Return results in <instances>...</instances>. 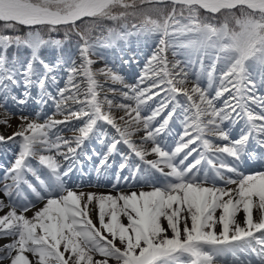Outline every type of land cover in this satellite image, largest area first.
I'll use <instances>...</instances> for the list:
<instances>
[{
    "label": "snow or ice",
    "instance_id": "snow-or-ice-1",
    "mask_svg": "<svg viewBox=\"0 0 264 264\" xmlns=\"http://www.w3.org/2000/svg\"><path fill=\"white\" fill-rule=\"evenodd\" d=\"M104 20L119 25L109 45L157 38L135 84L93 70L91 32ZM169 48L199 65L191 88V68L169 67ZM98 75L131 103L101 99ZM259 89L264 0H0V108L21 113L17 131L0 135L19 149L0 162V264H264V170L241 167L264 164ZM32 104H51L53 115L22 114ZM92 140L103 146L98 177L120 158L114 194L69 184L93 161L84 151Z\"/></svg>",
    "mask_w": 264,
    "mask_h": 264
},
{
    "label": "rangeland",
    "instance_id": "rangeland-1",
    "mask_svg": "<svg viewBox=\"0 0 264 264\" xmlns=\"http://www.w3.org/2000/svg\"><path fill=\"white\" fill-rule=\"evenodd\" d=\"M105 21H101L98 26L94 27L92 32H91V37L93 42L97 43V47L95 50V54L92 56V59L95 61L93 64V70L95 67V70L101 69V68H110L112 69L115 73L119 74L120 76L123 77V80L127 84H135L137 81L138 76L141 74V70L146 62V59L152 54L156 47V37H148V36H138L137 35H132L127 38V40L124 39H119L109 45L107 43L109 39V29H116L117 31L119 30V25L117 22H109L110 26L104 24ZM136 22H139L138 20ZM132 23V22H131ZM129 23V25L131 24ZM150 38V40L147 42V39ZM149 43V44H148ZM151 45L148 49V47ZM48 50H45V54H47ZM68 52H74L75 49H69L66 50ZM177 51V52H176ZM175 53V54H174ZM167 59L169 61V67H171L172 64H174L176 61H180V67L184 68L186 71L191 68L190 72V78L187 80L186 84L184 87L191 88L193 83L196 82V73L199 69V65H189V60L194 59L192 57L191 53L184 48H175V51H173V48H169L167 53H166ZM102 60V62H98V60ZM125 61H128L127 63ZM138 61V63H137ZM207 64V60L205 61ZM136 69L137 71H134ZM63 75V74H61ZM98 81L103 87V90L100 93V98L103 99L104 96H107L109 99H112L115 103L119 102H124V103H131L129 101H123L122 97L119 92L116 93H111L108 91L109 88H117L120 89L123 86L121 84H113L110 80L106 79L102 75L97 76ZM199 84L202 88H207L208 87V82L207 79L204 77H201L199 80ZM215 91V85L213 86V89L211 90V94H214ZM258 93L263 95L264 94V89H259ZM36 94V89H33V95ZM159 99V98H157ZM180 99H183L182 97ZM222 103V101H217V104L219 105ZM51 104L48 106L44 107V110L47 109ZM28 107L35 108V111H39L38 105L32 104ZM26 107L23 111L22 114L24 115H30L31 114V109ZM52 107V106H51ZM54 109V108H53ZM10 110V111H9ZM16 110V111H15ZM258 110V109H257ZM9 111V112H8ZM2 112V113H1ZM16 113V115H9V113ZM49 112V113H48ZM54 110H48L45 112H40V117H39V122H43V119L46 117H51L53 115ZM28 113V114H27ZM21 113L19 112L18 108L13 105L11 102L8 103L7 105V111L5 108H0V121H7L8 125L10 126H5L4 123H0V135H3L5 137L11 136L12 133L17 131L18 125L20 124L19 120V115ZM42 114V115H41ZM47 114V115H45ZM113 114L118 118L120 115L123 113L120 110L113 109ZM148 114L147 111L142 113V115ZM36 118V117H33ZM54 118L56 119H61L62 117L60 116H55ZM119 122V119H117ZM63 127V126H61ZM239 130V126L234 128L232 130V135L236 136L237 131ZM180 131V125L177 122V124L174 126L173 130V136H175L176 132ZM76 133L68 131L67 129H64L62 132V135L65 138H71L73 135ZM143 135V132H139L135 134L132 138L134 141L140 143V136ZM212 139V137H209ZM172 136H164L163 141L165 144H171L172 143ZM98 146L101 152L103 151V146L95 141H87L86 142V147L84 149L85 152H87L89 155H93V161H88L91 166H94V163L97 162L96 155L95 153H98V150L95 149V147ZM146 147H151L150 142L145 145ZM18 151V150H16ZM15 152V144H13L11 141H9L7 144H0V162H6L11 159L12 154ZM83 159V156L81 157ZM148 159H155V156H148ZM191 159V158H190ZM120 162V158L117 157L116 160L113 162L112 168V177H111V183L108 184V193L110 192L112 194L115 193V189H113L112 184L114 182V172L117 171V165ZM85 175V179L83 178H78V184L82 185V188L80 189L83 192L87 193H94L97 190H100L101 185L97 182L93 185L89 182L88 176H91V173L89 171H85L83 173ZM123 175H127V171L123 173ZM89 176V177H90ZM110 176V175H109ZM94 178V177H93ZM100 178V176H99ZM74 185H77V183H74ZM120 189L122 191H128L130 190L128 187L124 186L123 184L120 185ZM7 241L0 240V245L6 243Z\"/></svg>",
    "mask_w": 264,
    "mask_h": 264
},
{
    "label": "bare ground",
    "instance_id": "bare-ground-1",
    "mask_svg": "<svg viewBox=\"0 0 264 264\" xmlns=\"http://www.w3.org/2000/svg\"><path fill=\"white\" fill-rule=\"evenodd\" d=\"M138 37V36H137ZM150 40V38H148L147 39V42ZM177 52V51H176ZM63 83H64V79H61L60 80V85L62 86L63 85ZM53 108V107H52ZM31 109V110H30ZM29 110L31 111V114L33 113L34 115H36V111H35V108H29ZM10 111V110H9ZM8 111V112H9ZM16 111V110H15ZM41 112V111H40ZM2 113V112H1ZM49 113V112H48ZM28 114V113H27ZM42 115V114H41ZM45 115H47V114H45ZM1 116V115H0ZM120 122V121H119ZM215 139V138H214ZM16 150H19L18 149V145H15V152H17ZM242 169L243 170H245V171H255V170H258V169H260V170H264V165H260V164H258V165H251V166H244V167H242ZM28 215H31V213H28Z\"/></svg>",
    "mask_w": 264,
    "mask_h": 264
}]
</instances>
